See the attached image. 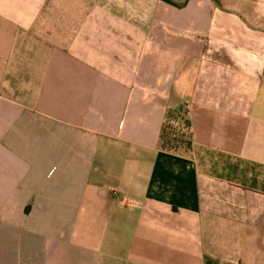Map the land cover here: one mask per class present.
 <instances>
[{
	"label": "crops",
	"instance_id": "0c3cea01",
	"mask_svg": "<svg viewBox=\"0 0 264 264\" xmlns=\"http://www.w3.org/2000/svg\"><path fill=\"white\" fill-rule=\"evenodd\" d=\"M0 0V264H264V0Z\"/></svg>",
	"mask_w": 264,
	"mask_h": 264
},
{
	"label": "trees",
	"instance_id": "16d2710c",
	"mask_svg": "<svg viewBox=\"0 0 264 264\" xmlns=\"http://www.w3.org/2000/svg\"><path fill=\"white\" fill-rule=\"evenodd\" d=\"M163 1H166V2H168V3H172V1H171V0H163Z\"/></svg>",
	"mask_w": 264,
	"mask_h": 264
}]
</instances>
